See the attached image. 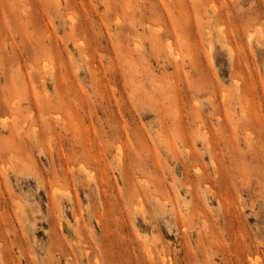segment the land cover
Segmentation results:
<instances>
[{"label": "rangeland", "instance_id": "obj_1", "mask_svg": "<svg viewBox=\"0 0 264 264\" xmlns=\"http://www.w3.org/2000/svg\"><path fill=\"white\" fill-rule=\"evenodd\" d=\"M0 93V264H264V0H0Z\"/></svg>", "mask_w": 264, "mask_h": 264}, {"label": "bare ground", "instance_id": "obj_2", "mask_svg": "<svg viewBox=\"0 0 264 264\" xmlns=\"http://www.w3.org/2000/svg\"><path fill=\"white\" fill-rule=\"evenodd\" d=\"M20 17V16H19ZM21 18V17H20ZM19 19V18H18ZM20 20V19H19ZM75 21V20H74ZM22 22V21H21ZM73 23V22H72ZM17 32V31H16ZM43 33V32H42ZM238 33V32H237ZM235 34V33H234ZM43 35V34H42ZM169 35V34H168ZM20 36V35H19ZM127 36V35H126ZM46 37V36H45ZM47 40V39H46ZM231 42H232V40H231ZM209 43V42H208ZM211 47V46H210ZM210 50V49H209ZM83 56H85L84 54H83ZM29 66H31L30 64H29ZM23 68V67H22ZM33 69V68H32ZM35 69V68H34ZM75 71V70H74ZM38 72V71H37ZM137 77V76H136ZM39 79V78H38ZM41 79V78H40ZM247 79V78H246ZM42 81V80H41ZM11 82V81H10ZM29 87V86H28ZM67 87V86H66ZM196 87V86H195ZM20 90V89H19ZM69 90V89H68ZM191 90V89H190ZM187 91V90H186ZM192 92V91H191ZM19 93H20V91H19ZM72 93V92H71ZM1 94V93H0ZM16 94V93H15ZM23 94V93H22ZM183 94V93H182ZM186 94V93H185ZM21 95V94H20ZM37 95V94H36ZM45 95V94H44ZM144 95V94H143ZM187 95V94H186ZM38 96V95H37ZM14 97V96H13ZM17 97V96H16ZM189 98V97H188ZM61 100H62V98H60ZM189 100V99H188ZM21 101V100H20ZM64 101V100H63ZM179 101V100H178ZM187 101V100H186ZM12 102H13V100H12ZM31 103V102H30ZM63 103V102H62ZM195 103V102H194ZM10 104H12L11 102H10ZM196 104V103H195ZM14 105V104H13ZM80 104H78V106H79ZM33 106V105H32ZM118 106V105H117ZM187 106V105H186ZM10 107H13V106H10ZM33 108V107H32ZM105 108V107H104ZM189 108V107H188ZM13 109H14V107H13ZM190 109V108H189ZM31 110V109H30ZM34 111H35V109H33ZM123 111V110H122ZM191 112L193 111V110H190ZM189 111V112H190ZM49 114V113H48ZM50 114H52V113H50ZM13 115H15V114H13ZM26 115H27V113H26ZM45 115V114H44ZM52 115H54V114H52ZM116 115H117V112H116ZM55 116V115H54ZM13 117V116H12ZM16 117V116H15ZM198 117V116H197ZM6 118V117H5ZM11 118V117H10ZM25 118V117H24ZM9 119V118H8ZM14 119V118H13ZM7 120V119H6ZM6 120H4V121H6ZM11 120V119H10ZM26 120V119H25ZM196 120V119H195ZM38 122V121H37ZM195 122V121H194ZM198 122V121H197ZM201 122V121H200ZM7 124V123H6ZM5 124V125H6ZM194 124V123H193ZM200 123H198V125H199ZM195 125V124H194ZM19 126V125H18ZM35 126V125H34ZM33 126V127H34ZM197 126V125H196ZM27 127V126H26ZM32 127V126H31ZM34 128H36L37 129V125L34 127ZM33 128V129H34ZM75 128V127H74ZM173 128V127H172ZM33 129H31L32 130V132H33ZM177 130V129H176ZM121 131V130H120ZM200 131V130H199ZM31 132V133H32ZM172 132V131H171ZM174 132V131H173ZM203 132V131H202ZM35 135H36V133L35 132H33ZM32 133V134H33ZM173 134V133H172ZM197 134H200V133H197ZM197 134H196V136H197ZM203 134V133H202ZM202 134H200V136L202 135ZM220 134V133H219ZM224 134H225V132H224ZM33 136V137H36V136ZM204 135H206V134H204ZM51 136V135H50ZM192 136H195V135H193L192 134ZM176 137H178L177 135H176ZM175 137V138H176ZM202 137V136H201ZM226 137V136H225ZM42 138V137H41ZM53 139V138H52ZM201 139H203V142L205 141L204 139H206V137L204 136V137H202ZM31 140V139H30ZM206 143H207V140L205 141ZM227 142V141H226ZM229 142V141H228ZM205 143V144H206ZM227 144V143H226ZM186 145V144H185ZM229 145V144H228ZM232 145V144H231ZM207 146V145H206ZM40 147H42V146H40ZM45 147V146H44ZM209 147V146H208ZM207 147V148H208ZM43 148V147H42ZM181 148V147H180ZM41 149V148H40ZM12 150V149H11ZM189 150V149H188ZM21 152V151H20ZM47 152H49V151H47ZM46 152V153H47ZM19 153V152H18ZM172 153V152H171ZM189 154V153H188ZM11 155V154H10ZM192 155H193V153H192ZM48 157V156H47ZM191 158V157H190ZM194 158V157H193ZM173 159V158H172ZM73 160V159H72ZM71 160V161H72ZM179 162V161H178ZM69 163V162H68ZM71 163H73V162H71ZM180 163V162H179ZM69 166V165H68ZM73 166V165H72ZM194 167V166H193ZM195 168L197 169L198 167H196L195 166ZM182 170V169H181ZM5 171H8V170H5ZM167 173V172H166ZM68 176V175H67ZM185 177H187V176H185ZM46 182V181H45ZM187 182V181H186ZM186 184H188V183H186ZM206 184H207V181H206ZM95 185H96V183H95ZM4 186V185H3ZM188 186H189V184H188ZM59 187V186H58ZM3 188V187H2ZM55 189V188H54ZM63 190V189H62ZM188 189H186V191H187ZM55 191V190H54ZM53 192V191H52ZM188 192V191H187ZM153 194V193H152ZM163 196V195H162ZM155 198H157V197H155ZM160 198V197H159ZM162 202H164L165 203V201H162ZM244 251V250H243ZM243 251H242V254H243ZM240 253V252H239ZM242 254H240L238 257H240ZM243 256H244V254H243ZM242 257V256H241ZM240 257V258H241ZM239 258V259H240ZM244 258V257H243ZM164 259V258H163ZM162 259V260H163ZM253 261V262H252ZM163 262V261H162ZM241 262V261H240ZM243 262H245V261H243ZM252 262V263H251ZM256 262H255V260H251V258H250V264H255ZM245 264V263H244Z\"/></svg>", "mask_w": 264, "mask_h": 264}]
</instances>
